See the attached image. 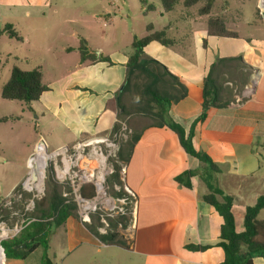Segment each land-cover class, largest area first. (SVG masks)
<instances>
[{
	"label": "crops",
	"instance_id": "obj_1",
	"mask_svg": "<svg viewBox=\"0 0 264 264\" xmlns=\"http://www.w3.org/2000/svg\"><path fill=\"white\" fill-rule=\"evenodd\" d=\"M117 1L0 0V27L12 25L22 38L16 41L27 47L15 60L25 61L28 67H13L42 68L48 88L26 106L44 139L32 145L28 157L41 147L57 151L114 129L119 120L115 98L135 53L134 38L164 32L171 41L169 45L153 41L143 53L165 64L186 87L187 96L172 105L169 114L187 134L202 114L203 82L212 64L218 58L242 56L251 68L246 100L232 108L211 109L196 127L193 143L219 168L212 173L214 184L233 197L236 231H244L246 208L264 194V15L260 4L249 16H243L240 7L222 6L213 12L238 34L226 38L208 36L209 15H205L206 26L195 30L192 18L184 16L173 23L168 19L175 9L166 13L163 6L146 5V0H142L145 15L138 31L130 10L125 13ZM83 40L96 61L92 62L93 57L82 60ZM38 55L41 63L29 67ZM204 169L200 160L186 153L174 132L166 127L147 130L128 162L127 183L139 203L132 239L123 235L126 248L105 245L81 221L69 218L64 230L51 234L47 249L39 246L22 258L6 257L5 264H45L46 257L54 264H111L106 253L112 248L120 251L115 264H222L225 253L219 243L224 220L203 198L207 194L200 178ZM188 172H195L189 177L190 187L178 181ZM257 220L264 223V210ZM253 263L264 264V256L255 257Z\"/></svg>",
	"mask_w": 264,
	"mask_h": 264
},
{
	"label": "trees",
	"instance_id": "obj_2",
	"mask_svg": "<svg viewBox=\"0 0 264 264\" xmlns=\"http://www.w3.org/2000/svg\"><path fill=\"white\" fill-rule=\"evenodd\" d=\"M177 1L161 0L164 11L166 13L174 11ZM215 1L183 0V5L186 8H191L204 2L203 7L199 10V15H209L208 36L237 38L238 34L228 30L221 17L211 15ZM0 36H7L15 40L22 39L10 24L0 27ZM153 41H159L163 45L171 44V41L165 39L164 32H156L141 39L134 38L132 46L135 53L129 58L126 79L116 94L118 119L126 122L132 129V134L123 143L117 155L118 161L120 163L130 161L145 131L166 127L174 132L186 153L205 165L204 171L200 174L207 189V194L203 198L214 207L224 220L221 228V242L219 243L225 253V260L222 264H254L255 257L264 256V223L257 220L259 213L264 210V194L258 198L255 205L246 208L244 231L237 232L232 211L234 199L225 194L213 181L212 173L219 172V168L206 153L197 151L193 143L196 127L207 119L211 109L232 108L246 100L247 95L245 96L244 93L250 81V74L247 71L251 68L244 62L242 56L216 59L203 82L202 114L194 122L191 132L187 134L180 124L171 119L169 114L172 105L187 96V89L165 64L144 55V47ZM204 44L206 45V41ZM80 52L82 60L85 57H93L92 62L96 61L95 55L84 40L81 43ZM99 59L108 60L105 57ZM47 89V86L43 84L42 68L25 71L13 67L9 81L2 88L1 96L5 100L21 101L29 105L39 100ZM117 127L116 123L114 129ZM115 168L116 173L110 177V182L119 180L120 167L116 164ZM193 173L195 172L186 173L184 177H179L178 181L190 187L189 177ZM65 190H69V188L57 182L53 175L49 174L45 183L44 197L35 201L33 212L28 214L34 221L23 230L19 237L2 244L7 258H22L39 246L47 249L51 234L64 230L69 218L80 221L77 204L71 197L63 196ZM81 194L86 198L92 197L94 195L92 186H83ZM28 195L25 193L26 197ZM100 215L99 212L92 214L91 221L83 224L105 245L126 248L125 239L118 232V226L123 223V226L126 227L129 218L121 216L110 218L111 230L107 234H100L98 230L101 226ZM20 244H26V250L17 249L16 247ZM44 263L46 264V259Z\"/></svg>",
	"mask_w": 264,
	"mask_h": 264
},
{
	"label": "rangeland",
	"instance_id": "obj_3",
	"mask_svg": "<svg viewBox=\"0 0 264 264\" xmlns=\"http://www.w3.org/2000/svg\"><path fill=\"white\" fill-rule=\"evenodd\" d=\"M145 3L150 6L155 5L158 8L162 6L160 0H146ZM259 4L261 6H259V10L261 14L264 15L262 11L264 10V0H216L211 15L213 12H217L220 7L228 6L231 10L238 7L244 8L243 10L245 13L242 15L249 16ZM116 5L123 9L125 13L127 10H130L133 15L134 26L140 31L143 22L142 16L145 15L144 12H141L145 7L144 2L142 0H118ZM203 5L204 2H200L191 8H186L183 5V0H178L175 4V11L169 15L168 20L177 23L183 21L184 16H187L188 19L192 18L193 28L199 30L201 25H204V27L206 26L207 21V16L199 15V10ZM162 13L165 14L164 11ZM150 17L157 19V14L151 13ZM260 24L262 25L263 23L260 22ZM262 26L264 27V25ZM257 35L261 36L260 33ZM193 38H195V35ZM26 48L24 44L14 39H9L7 37L0 38V221H6L11 225L16 223L21 224L25 221L23 224L24 229L34 221L28 214L33 212L35 201L41 200L44 197L46 180L49 174H53L50 169H47L43 194H38L35 188L29 191L22 186L24 179L29 176L28 174L30 171V158L28 157V153L35 142L44 139L41 137V132L37 129L35 124V116L26 109L27 103L5 100L1 96L3 86L9 81L11 68L13 66L24 69L28 67L25 61L22 60V62H18L15 60V56H20L25 52ZM38 58H40L39 55L32 57L33 61H29V64L32 66L29 67L32 68L35 67L34 65L37 63H41ZM54 150L56 149L53 147L48 148L50 153ZM39 154L36 163L32 164V172L34 166L46 157L44 151ZM20 176L23 177V179L21 178L22 180L17 182ZM25 193L29 195L26 197ZM35 195H37V197H34ZM33 199L34 204L32 205ZM6 212L8 213L7 216ZM53 237L55 238V235H53ZM125 244L127 246L126 241ZM119 252L120 251L115 248L107 251L106 254L108 255L106 258L108 261L110 260L111 264L120 261ZM121 261L125 262V259H121Z\"/></svg>",
	"mask_w": 264,
	"mask_h": 264
},
{
	"label": "built area",
	"instance_id": "obj_4",
	"mask_svg": "<svg viewBox=\"0 0 264 264\" xmlns=\"http://www.w3.org/2000/svg\"><path fill=\"white\" fill-rule=\"evenodd\" d=\"M117 124L118 127L107 135L80 141L51 153L47 147H41L29 159V176L24 179L22 186L26 188L27 183L30 184L32 164L36 163L39 153L44 151L48 157L44 165L43 188L40 192L37 190L38 194L44 192L47 169H50L57 182L69 188L64 191L63 196L71 197L77 204L79 219L82 223H89L91 215L99 212L101 226L98 230L100 234H107L111 230L110 218L128 217L127 226L124 227L123 223H120L118 232L132 239L136 228L133 217L138 208L139 197L127 183L128 163H120L117 157L123 143L132 134V129L124 121L118 120ZM116 164L120 167L119 180L111 183L110 177L116 173ZM85 185L93 188L94 195L90 198L83 197L81 194V189ZM24 223L25 221L11 225L6 221H0V253L3 256L1 264H5L6 261L2 244L17 238L24 229Z\"/></svg>",
	"mask_w": 264,
	"mask_h": 264
},
{
	"label": "bare ground",
	"instance_id": "obj_5",
	"mask_svg": "<svg viewBox=\"0 0 264 264\" xmlns=\"http://www.w3.org/2000/svg\"><path fill=\"white\" fill-rule=\"evenodd\" d=\"M47 157L48 156L46 155V157L42 161L38 162L36 166H34V170L30 178V184L27 183L26 185V189H28L29 191L33 190L34 188L37 189L39 192L42 191V184L44 179V165ZM35 180L37 181L36 183L34 182ZM2 260L3 256L0 253V262H2Z\"/></svg>",
	"mask_w": 264,
	"mask_h": 264
},
{
	"label": "water",
	"instance_id": "obj_6",
	"mask_svg": "<svg viewBox=\"0 0 264 264\" xmlns=\"http://www.w3.org/2000/svg\"><path fill=\"white\" fill-rule=\"evenodd\" d=\"M17 249H26L27 245L26 244H21L16 247ZM46 264H54L50 258L46 257Z\"/></svg>",
	"mask_w": 264,
	"mask_h": 264
}]
</instances>
